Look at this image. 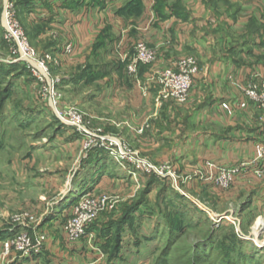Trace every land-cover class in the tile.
<instances>
[{
    "label": "crops",
    "instance_id": "crops-1",
    "mask_svg": "<svg viewBox=\"0 0 264 264\" xmlns=\"http://www.w3.org/2000/svg\"><path fill=\"white\" fill-rule=\"evenodd\" d=\"M6 1L0 0V54L4 57L9 44L3 38L1 8ZM11 2L30 44L55 57L52 76L62 81L56 89L72 96L83 89L84 109L116 134L122 147L152 164L170 162L181 191L204 206L215 210L217 205L264 206V178H257L252 166L243 169L226 191L203 180H183L194 171L207 172L209 163L228 168L258 157L264 108L249 100L244 90L252 82L264 81V0ZM136 41L156 52L151 65L139 66L137 83L126 71ZM68 45L71 53L64 50ZM185 57L196 60L198 73L188 102L178 105L161 99L160 87L150 78ZM80 142L76 137L68 143L51 137L34 153L45 169L38 183L46 198L56 199L54 203L43 199L45 205L37 207L41 214L50 211V224H43L50 228V239L38 255L11 254L10 264H105L107 256L100 251L95 227L78 243H68L55 228L56 221L69 215L72 193L91 191L89 179L80 186L86 180L82 178L86 167L69 181L65 171L51 163L59 155L75 160ZM58 143L63 144L59 150ZM5 232L0 230V249L1 240L8 237Z\"/></svg>",
    "mask_w": 264,
    "mask_h": 264
},
{
    "label": "rangeland",
    "instance_id": "rangeland-1",
    "mask_svg": "<svg viewBox=\"0 0 264 264\" xmlns=\"http://www.w3.org/2000/svg\"><path fill=\"white\" fill-rule=\"evenodd\" d=\"M23 36L38 58L49 56L50 61L45 64L44 74L22 61L14 62L19 54L14 42L6 41L3 29V38L9 46L6 57L0 54V230H6L8 237L1 240L0 253L5 242L23 235L31 246L39 242V250L43 251L50 239L47 231L50 228L43 227L49 221L50 211L41 214L37 207L45 205L43 199L49 203L56 199L46 198L43 186L38 183L43 177L39 174H44L45 169L40 166L43 160L34 153L43 149L51 137L65 143L76 137L81 142L75 160L65 155L51 160L65 171L69 181L76 171L86 167V175L82 177L86 180L82 179L80 186L84 187L88 179L87 183L92 184L91 191L72 193L69 215L56 221L55 228L62 231L68 243L80 242L95 227L100 251L107 256L105 264H264V206L217 205L219 209L215 210L184 192L183 195L179 184L170 179L118 173L121 169L107 149H113L107 145V138L118 142L117 135L110 134L111 130L84 109L80 93L83 89L76 96L56 89L62 81L52 76L50 65L56 62L55 57L38 52L24 33ZM70 113L78 114L81 123L71 124ZM85 141L89 144L87 148ZM56 145L57 150L63 146ZM30 177L34 179L25 181ZM187 179L202 180L194 172L183 177L184 181ZM86 194L117 199V202L113 210L100 213L84 236L68 240L66 227L73 218L72 207ZM15 245L18 250H12L11 254L20 256L22 244Z\"/></svg>",
    "mask_w": 264,
    "mask_h": 264
},
{
    "label": "built area",
    "instance_id": "built-area-1",
    "mask_svg": "<svg viewBox=\"0 0 264 264\" xmlns=\"http://www.w3.org/2000/svg\"><path fill=\"white\" fill-rule=\"evenodd\" d=\"M14 3L10 0L3 5L1 13V25L5 32L7 42H14L19 57L17 61L26 63L28 67H35L44 74L46 72L47 61L49 56L43 59L37 57L35 51L29 46L26 38H24L22 30L16 24L14 18ZM133 54L126 65L127 74L134 82H138V68L141 65H151L156 59L154 48H150L143 41H136L133 46ZM66 53H71V46L65 47ZM126 60V57L124 58ZM198 73L197 62L194 58L185 57L173 60L170 67L154 72L151 74V80L155 81L160 87V97L163 100H172L178 105H184L189 100V93L193 86L194 77ZM245 96L260 108H264V81L260 84L252 82L244 90ZM71 124L78 125L81 123V117L76 113H70ZM110 155L114 157L116 163L120 167L121 172L137 175H151L157 178H167L177 184V174L168 164H152L137 156V153L122 147L119 142L109 140ZM86 142V141H85ZM89 147L88 142L85 147ZM117 150V151H114ZM128 166V167H126ZM252 166L254 175L257 178H264V136L260 146L258 157L245 163H241L232 167H217L212 163L207 164V172L194 171V176H199L203 181L212 183L216 188L226 191L232 185L233 180L243 169ZM181 193L185 195L182 191ZM117 199H110L105 196L93 198L90 194L81 196L72 207L73 218L69 221L67 229V239L76 240L85 235L88 226L93 223L103 211L114 209ZM235 220H233V223ZM16 243L22 244L20 248V257H27L31 254H37L39 250V242L35 246H31L26 235L13 240H9L3 244V250L0 253V264H7L6 259L12 250H18Z\"/></svg>",
    "mask_w": 264,
    "mask_h": 264
}]
</instances>
